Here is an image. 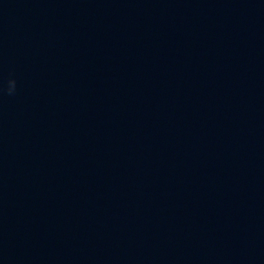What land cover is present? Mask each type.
Wrapping results in <instances>:
<instances>
[{
	"label": "clouds",
	"instance_id": "clouds-1",
	"mask_svg": "<svg viewBox=\"0 0 264 264\" xmlns=\"http://www.w3.org/2000/svg\"><path fill=\"white\" fill-rule=\"evenodd\" d=\"M16 81L14 79L9 80L8 93L12 94L15 91Z\"/></svg>",
	"mask_w": 264,
	"mask_h": 264
}]
</instances>
